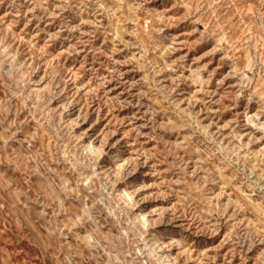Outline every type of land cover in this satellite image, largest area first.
Instances as JSON below:
<instances>
[{
    "label": "rangeland",
    "instance_id": "374dc122",
    "mask_svg": "<svg viewBox=\"0 0 264 264\" xmlns=\"http://www.w3.org/2000/svg\"><path fill=\"white\" fill-rule=\"evenodd\" d=\"M0 264H264V0H0Z\"/></svg>",
    "mask_w": 264,
    "mask_h": 264
},
{
    "label": "built area",
    "instance_id": "2783aa9c",
    "mask_svg": "<svg viewBox=\"0 0 264 264\" xmlns=\"http://www.w3.org/2000/svg\"><path fill=\"white\" fill-rule=\"evenodd\" d=\"M246 69L248 70V68H246ZM242 71H243V70H242ZM240 72H241V70H240ZM248 75H249V74H242V76L245 77V78L248 77Z\"/></svg>",
    "mask_w": 264,
    "mask_h": 264
},
{
    "label": "bare ground",
    "instance_id": "6f19581e",
    "mask_svg": "<svg viewBox=\"0 0 264 264\" xmlns=\"http://www.w3.org/2000/svg\"><path fill=\"white\" fill-rule=\"evenodd\" d=\"M123 191V190H122ZM247 197V196H246Z\"/></svg>",
    "mask_w": 264,
    "mask_h": 264
}]
</instances>
